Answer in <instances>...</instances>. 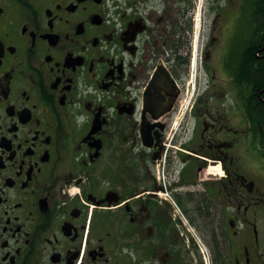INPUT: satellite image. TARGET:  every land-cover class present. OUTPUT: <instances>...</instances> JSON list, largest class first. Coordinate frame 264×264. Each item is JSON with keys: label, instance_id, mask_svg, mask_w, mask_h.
<instances>
[{"label": "flooded vegetation", "instance_id": "1", "mask_svg": "<svg viewBox=\"0 0 264 264\" xmlns=\"http://www.w3.org/2000/svg\"><path fill=\"white\" fill-rule=\"evenodd\" d=\"M0 264H264V0H0Z\"/></svg>", "mask_w": 264, "mask_h": 264}, {"label": "trees", "instance_id": "2", "mask_svg": "<svg viewBox=\"0 0 264 264\" xmlns=\"http://www.w3.org/2000/svg\"><path fill=\"white\" fill-rule=\"evenodd\" d=\"M256 82L258 83V80Z\"/></svg>", "mask_w": 264, "mask_h": 264}]
</instances>
